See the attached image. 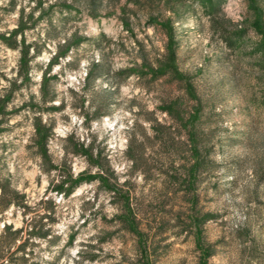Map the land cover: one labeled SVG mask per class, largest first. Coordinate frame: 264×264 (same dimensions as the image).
I'll list each match as a JSON object with an SVG mask.
<instances>
[{"label":"rangeland","instance_id":"rangeland-1","mask_svg":"<svg viewBox=\"0 0 264 264\" xmlns=\"http://www.w3.org/2000/svg\"><path fill=\"white\" fill-rule=\"evenodd\" d=\"M210 1L42 0L53 8L25 37L46 48L31 63L32 82L11 96L0 134V177L11 176L27 195L31 217L44 215L41 201H56V242L32 247L42 264H264V0H225L213 10ZM35 7L0 0V31L15 30ZM73 36L79 46L51 73L56 100L42 106V72ZM19 60L0 42V96ZM159 67L178 72L183 84L150 73ZM172 101L184 122L199 105L204 163L194 186L186 183L185 124L160 110ZM36 116L53 128L48 152L57 171H43ZM157 123L172 127L171 150L158 141ZM79 145L92 149L94 165ZM97 163H106L103 173ZM69 171L105 183L86 180L58 193ZM6 222L20 228L25 218L12 208Z\"/></svg>","mask_w":264,"mask_h":264},{"label":"trees","instance_id":"trees-1","mask_svg":"<svg viewBox=\"0 0 264 264\" xmlns=\"http://www.w3.org/2000/svg\"><path fill=\"white\" fill-rule=\"evenodd\" d=\"M36 2V7L32 11L28 17L23 13L19 18L17 28L13 31L3 33L0 31V42L5 44L7 47L13 50H18L20 53L19 60V69L17 71V77L10 83L9 90L2 96H0V134L2 132V126L7 121V105L11 100V96L17 90H20L23 86L28 85L32 82V61L39 57L42 53L43 48H46V45H39V42L28 43L26 41L25 34L28 30L36 29V26L42 21L46 20V14L48 11L52 10L53 6L45 9L43 7L42 0H32ZM206 0H202L205 2ZM225 0H211L207 2L206 5H210L213 9H218L223 4ZM70 8L66 7L64 10H68ZM61 9V11H64ZM39 13V17L37 19L34 18L35 13ZM70 12V10H69ZM48 23L52 24V20L48 21ZM80 41L75 37H71L67 39L63 44L58 43L56 46V51L52 56L49 65L42 72L41 82H40V97L39 104L46 105L48 102H54L56 100V95H54L51 91V82L53 79H58L52 76V70L55 65L59 64L62 59H67L74 54V51L79 46ZM132 72V71H131ZM133 72L138 71L133 69ZM152 74H159V77L173 75L175 81L182 83L183 79L178 77V72L175 70L167 69L164 67H159L157 70H150ZM91 74L88 75L86 81L91 80ZM142 74V72L140 73ZM183 84V83H182ZM187 95L191 100L196 101V97L193 89L186 84L184 87ZM199 107V105H198ZM198 107L194 108L186 122H184V117L180 110V102L172 101L171 103L165 104L160 107L162 112L167 113L175 123L185 124V131L188 134L189 142H190V154H191V166L187 171L186 183H192V186L195 185L197 174L203 168V157L202 151L200 148L199 135L196 131V126L199 121V109ZM55 110H61L62 105L58 108L53 107ZM31 110H35L31 108ZM43 110V109H42ZM98 119V116L95 117ZM183 128V127H182ZM34 130L35 133L33 135V144L37 149L38 154L42 159V168L46 173L51 172L52 170H59V167L54 165L51 161V157L48 152V143L53 134V128L51 125L43 124V120L41 116H36L34 119ZM172 127H167L161 124H156L154 126V132L156 137H158V141L164 144L168 150H171L174 146L172 141L171 134ZM78 147V145H77ZM76 147V148H77ZM82 149V153L85 154L91 165H94L93 162V152L89 147H85L84 145H79ZM127 155L130 160L135 164L136 157L134 152L130 150L127 151ZM102 162V160L100 161ZM105 162L108 161L105 159ZM106 163H97L102 173L106 170ZM137 168V165L135 166ZM102 180L103 184L105 183V177L102 175L92 176L89 174L80 175L78 178L73 179V175L70 171L64 175L63 180L56 186V190L58 193L66 194L74 190V188L79 185V183L86 180ZM73 185V187H72ZM72 187V188H71ZM128 203V200L126 201ZM38 207H41L44 210V215L39 217H31L36 211V208L33 207L25 193L18 190L16 185L13 183L11 176L8 177H0V222L4 223L3 229L0 231V264H42L35 256V251L32 248L34 246V241L37 240H46L51 239L53 243L56 241L53 237V227L55 225L56 220L53 218V212L57 207L56 201L54 199H47L46 201H41L38 204ZM15 209L16 211H21L22 215L25 218V223L20 228H15L14 224H8L6 222V214L11 210ZM129 207L126 210V216H130ZM31 219L29 223V219ZM45 220H47L45 222ZM133 228V227H132Z\"/></svg>","mask_w":264,"mask_h":264}]
</instances>
